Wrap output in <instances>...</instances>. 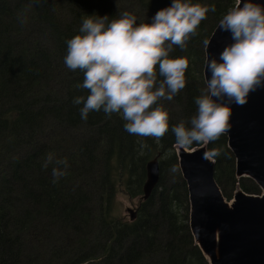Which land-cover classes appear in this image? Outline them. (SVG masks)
<instances>
[{"label":"trees","instance_id":"obj_1","mask_svg":"<svg viewBox=\"0 0 264 264\" xmlns=\"http://www.w3.org/2000/svg\"><path fill=\"white\" fill-rule=\"evenodd\" d=\"M0 0V264H208L188 226L187 191L176 158L173 125L195 115L194 97L203 94L205 41L236 0H192L214 6L183 49L185 87L172 100H159L169 131L156 139L127 133L113 113L72 103L88 90L78 87L83 73L63 63L65 41L79 34L86 15L118 19L130 12L136 22L151 17L171 0ZM20 14L25 22H20ZM158 79H162L159 78ZM146 145L141 148L140 144ZM205 144L222 197L235 190L259 195L246 177L236 178L235 159L221 134ZM65 158L66 175L53 184L46 155ZM159 165V180L146 200L145 166ZM120 195L141 198L132 221L116 215Z\"/></svg>","mask_w":264,"mask_h":264},{"label":"clouds","instance_id":"obj_2","mask_svg":"<svg viewBox=\"0 0 264 264\" xmlns=\"http://www.w3.org/2000/svg\"><path fill=\"white\" fill-rule=\"evenodd\" d=\"M209 11L214 12V6L171 0L149 23L138 24L128 12L118 19L86 15L79 34L65 41L63 57L67 69L83 73L78 87L88 90L87 96L72 101L82 105L80 119L86 120L90 111H102L106 116L115 113L125 121L127 133L162 137L169 131L168 114L158 101L172 100L185 87L188 66L185 58H169V53L173 46L185 47ZM19 18L25 22L22 14ZM218 29L230 34L231 43L218 57L206 59V87L203 94L194 97L196 112L188 121L190 126L181 121L170 129L180 148L214 141L226 133L230 128L229 105H243L250 93L264 88V5L237 0L219 19ZM49 165L53 184L67 174L65 158L49 152L41 167Z\"/></svg>","mask_w":264,"mask_h":264},{"label":"water","instance_id":"obj_3","mask_svg":"<svg viewBox=\"0 0 264 264\" xmlns=\"http://www.w3.org/2000/svg\"><path fill=\"white\" fill-rule=\"evenodd\" d=\"M253 2L264 5V0ZM229 43L230 34L219 31L217 25L205 46L204 82L206 59L218 57ZM229 106L230 128L222 134L235 159V176L249 178L260 194L248 195L238 189L230 202L225 201L214 181V162L205 145L190 150L176 146L178 169L187 189L188 226L208 264H264V88L250 93L245 104ZM145 171L142 200L158 183L157 159L148 161ZM127 213L132 221L135 211L128 209Z\"/></svg>","mask_w":264,"mask_h":264},{"label":"rangeland","instance_id":"obj_4","mask_svg":"<svg viewBox=\"0 0 264 264\" xmlns=\"http://www.w3.org/2000/svg\"><path fill=\"white\" fill-rule=\"evenodd\" d=\"M114 4H115V8L117 9V11L120 10V7H122V8L127 7L131 10L134 7V5L132 3L129 4V2L127 0H114ZM128 13H130V12H128ZM140 199L141 198L129 200L127 197L120 195L118 197V199L116 200V202H117L116 215L120 216L124 220H129V215L127 213V210L131 209L133 211H136L137 204L139 203ZM231 199H232V197H231ZM228 202H230V201H228Z\"/></svg>","mask_w":264,"mask_h":264},{"label":"bare ground","instance_id":"obj_5","mask_svg":"<svg viewBox=\"0 0 264 264\" xmlns=\"http://www.w3.org/2000/svg\"><path fill=\"white\" fill-rule=\"evenodd\" d=\"M181 175V174H180ZM182 178V177H181ZM183 180V179H182ZM185 183V182H184ZM186 186V185H185ZM186 191H187V189H186Z\"/></svg>","mask_w":264,"mask_h":264}]
</instances>
